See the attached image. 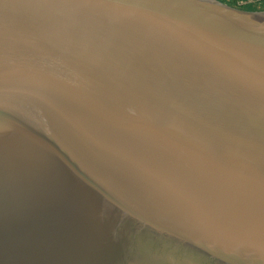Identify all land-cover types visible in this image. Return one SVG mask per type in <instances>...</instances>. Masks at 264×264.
I'll list each match as a JSON object with an SVG mask.
<instances>
[{"label": "water", "instance_id": "95a60500", "mask_svg": "<svg viewBox=\"0 0 264 264\" xmlns=\"http://www.w3.org/2000/svg\"><path fill=\"white\" fill-rule=\"evenodd\" d=\"M0 264H264V11L0 0Z\"/></svg>", "mask_w": 264, "mask_h": 264}, {"label": "rangeland", "instance_id": "374dc122", "mask_svg": "<svg viewBox=\"0 0 264 264\" xmlns=\"http://www.w3.org/2000/svg\"><path fill=\"white\" fill-rule=\"evenodd\" d=\"M220 1L236 9L249 10V11H264V2H257L255 4L252 3L245 4V3H238L235 0H231V1L220 0Z\"/></svg>", "mask_w": 264, "mask_h": 264}, {"label": "built area", "instance_id": "2783aa9c", "mask_svg": "<svg viewBox=\"0 0 264 264\" xmlns=\"http://www.w3.org/2000/svg\"><path fill=\"white\" fill-rule=\"evenodd\" d=\"M227 1H231V0H227ZM237 1L238 3H252V4H255L257 2H264V0H235Z\"/></svg>", "mask_w": 264, "mask_h": 264}, {"label": "trees", "instance_id": "16d2710c", "mask_svg": "<svg viewBox=\"0 0 264 264\" xmlns=\"http://www.w3.org/2000/svg\"><path fill=\"white\" fill-rule=\"evenodd\" d=\"M248 4V3H247Z\"/></svg>", "mask_w": 264, "mask_h": 264}]
</instances>
